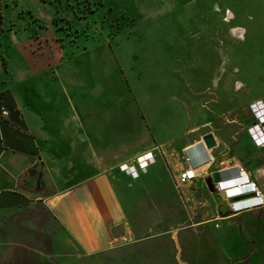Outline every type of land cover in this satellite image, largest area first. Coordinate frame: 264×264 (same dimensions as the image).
Instances as JSON below:
<instances>
[{"label":"crops","instance_id":"0c3cea01","mask_svg":"<svg viewBox=\"0 0 264 264\" xmlns=\"http://www.w3.org/2000/svg\"><path fill=\"white\" fill-rule=\"evenodd\" d=\"M30 8L20 0H0V108L9 112L0 117V219L18 220L12 227V264H32V251L46 255L30 245L33 232L44 237L43 244L47 237L59 253L70 249L87 256L105 253L130 236L116 175L133 183L149 176L164 157L136 180L119 168L158 144L184 153L185 167L174 176L196 167L193 182L173 187L178 198L189 196L202 206L196 216L204 221L196 226L212 225L219 264H264V206L234 213L226 193L211 191L207 182L219 161L213 172H222L224 180L238 178L242 167L263 190L264 148L256 147L247 131L255 163L246 167L236 157L220 156L218 143L208 150L202 137L181 140L173 111L167 121L171 132L151 128L143 103L133 100L124 84L100 81L102 72L115 71V57L68 52L44 35L37 39L20 16ZM85 73L91 82H85ZM249 102L264 104V0H255V96ZM118 105L129 116L126 126H115ZM209 157L211 163L203 164ZM31 211L54 219L53 240L50 229L35 230L30 221L26 238L20 220Z\"/></svg>","mask_w":264,"mask_h":264},{"label":"rangeland","instance_id":"374dc122","mask_svg":"<svg viewBox=\"0 0 264 264\" xmlns=\"http://www.w3.org/2000/svg\"><path fill=\"white\" fill-rule=\"evenodd\" d=\"M20 3L31 6L20 16L37 39L44 35L53 46L58 43L68 52L115 57V71L101 69L100 81L124 84L131 98L143 103L151 128L171 132L167 121L173 111L174 130L181 140L212 134L220 156L236 157L246 167L255 163L247 136L255 122L249 109L250 97L255 96V0ZM230 17L234 19L227 22ZM84 80L91 82L86 73ZM122 110L118 105L116 127L126 126L129 116ZM155 147L162 149L164 158L149 176L133 183L116 175L130 236L105 253L87 256L70 249L59 253L47 237L43 244L44 237L33 232L30 245L44 249L46 255L32 251L31 263L204 264L206 260L219 264L218 237L212 225L196 226L204 221L196 216L202 206L189 196L178 198L173 187L179 176L174 174L185 167L184 153H172L159 144ZM27 221L36 224L35 230L50 229L52 240L58 235L54 219L46 212H27L21 226H27ZM17 223L0 219V264H12V227ZM23 230L27 238V227Z\"/></svg>","mask_w":264,"mask_h":264},{"label":"built area","instance_id":"2783aa9c","mask_svg":"<svg viewBox=\"0 0 264 264\" xmlns=\"http://www.w3.org/2000/svg\"><path fill=\"white\" fill-rule=\"evenodd\" d=\"M250 112L254 117V124L248 128V133L252 142L258 148H264V104L263 102H256L249 106ZM9 116V112L0 108V117ZM204 145V143H202ZM205 146V145H204ZM206 148V147H205ZM164 154L160 147H154L152 150L144 153L132 162L120 166V171L126 176L136 180L142 175L146 174L149 168L157 164ZM211 163V158H206L203 164ZM238 178L226 181L215 185V191L225 192L227 200H229L230 209L234 213H241L255 208L264 206V189L261 190L257 185L251 181L246 171L242 167H237ZM197 178V170L195 166L185 170L174 181L175 187L179 190L182 186L193 182ZM239 180V181H238ZM229 188L226 189V186ZM237 202H231L233 198L245 197Z\"/></svg>","mask_w":264,"mask_h":264},{"label":"water","instance_id":"95a60500","mask_svg":"<svg viewBox=\"0 0 264 264\" xmlns=\"http://www.w3.org/2000/svg\"><path fill=\"white\" fill-rule=\"evenodd\" d=\"M202 141H203L206 149H208V150H212V149L217 147V141H216L215 137L212 134L204 136ZM216 165H217V162L215 164H213V166L210 168V172L212 174H211L210 179L207 181L208 182V186H209L211 191H215V185L216 184L221 183V182L224 181L222 172H213V170L215 169ZM248 197H250V196L234 198V199L231 200V202H237V201H240V200L248 198Z\"/></svg>","mask_w":264,"mask_h":264},{"label":"bare ground","instance_id":"6f19581e","mask_svg":"<svg viewBox=\"0 0 264 264\" xmlns=\"http://www.w3.org/2000/svg\"><path fill=\"white\" fill-rule=\"evenodd\" d=\"M229 14L232 15V13H229ZM233 19H234V17H230V19H228L227 22H230V21L233 20ZM227 188H229L228 185L226 186V189H227Z\"/></svg>","mask_w":264,"mask_h":264},{"label":"clouds","instance_id":"9594fccd","mask_svg":"<svg viewBox=\"0 0 264 264\" xmlns=\"http://www.w3.org/2000/svg\"><path fill=\"white\" fill-rule=\"evenodd\" d=\"M237 198H239V197H237ZM234 199V198H233Z\"/></svg>","mask_w":264,"mask_h":264}]
</instances>
